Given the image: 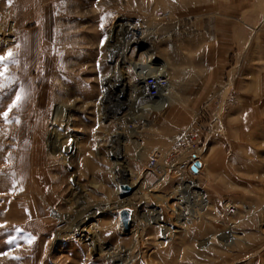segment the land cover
<instances>
[{"label":"rangeland","instance_id":"obj_1","mask_svg":"<svg viewBox=\"0 0 264 264\" xmlns=\"http://www.w3.org/2000/svg\"><path fill=\"white\" fill-rule=\"evenodd\" d=\"M219 1L212 16L210 0L199 12L191 0H0V56L14 54L0 62V264H264V17L246 24ZM149 57L164 66L163 106L129 89L112 115L107 82L120 68L133 86V62ZM187 134L199 162L223 156L227 169L195 177L208 202L183 227L168 209L175 182L145 168ZM124 171L139 191L119 199ZM223 201L237 211L217 219Z\"/></svg>","mask_w":264,"mask_h":264},{"label":"built area","instance_id":"obj_2","mask_svg":"<svg viewBox=\"0 0 264 264\" xmlns=\"http://www.w3.org/2000/svg\"><path fill=\"white\" fill-rule=\"evenodd\" d=\"M138 75V73L135 75L136 82L132 83L133 86H138L135 92L137 94V101L144 100L148 102L147 107L152 109L151 107L155 100L158 99L161 94L166 93L168 81L163 75L151 73L149 76H143L144 79L141 83L140 80H138L140 78ZM197 146L196 139L192 134L180 136L172 143L167 152L158 153L153 151L150 154L145 168L146 174L159 181L169 178L171 181L173 180L175 182L173 191H171L168 196L173 199L170 204L173 207H168V209L183 227L190 226L193 219L202 211L201 204L203 200L208 202L206 193L197 185L195 180L196 174L200 168H198L196 172L193 171L195 164L200 161L199 155L197 154ZM120 183L123 182L120 181L118 184ZM190 189H193L191 193L193 199L190 196L188 198V195L186 196L185 194L189 192ZM135 191L138 192L139 190H134L132 187V193ZM137 192L135 194H139ZM152 207L155 208L156 206L154 205ZM236 211L234 204L229 201H223L220 208L213 210V215L217 219L231 218L236 214ZM161 219L160 216L159 221H161Z\"/></svg>","mask_w":264,"mask_h":264},{"label":"bare ground","instance_id":"obj_3","mask_svg":"<svg viewBox=\"0 0 264 264\" xmlns=\"http://www.w3.org/2000/svg\"><path fill=\"white\" fill-rule=\"evenodd\" d=\"M116 28L118 29V31L116 30L118 33L119 32H124L125 29H129V31H134L133 28H129V26L124 25V24H121V25L120 24H117L116 25ZM125 39L129 42L128 46H131L133 48H135L137 45L139 46L142 43V39L137 38L133 33L127 34L126 37H125ZM149 58H147V59H149ZM119 65H121V63H119ZM132 68H133V70H135L136 72H138V74H139L138 76L140 77L138 80H140V82L142 83L144 77L149 76V74H151V73H155V74H158V75H163V68H164V66L163 65H159L158 63H155L153 61V59L150 58V60H147V62L144 63V64H141V63H138V62L137 63H134L133 62ZM116 71L117 72L115 73L113 79L110 80L109 82H107V84H106V86H107L106 87V90H108L107 91L108 92L107 93V95H108V98H107L108 100L107 101L109 103V109L111 110V111L110 110L109 111L114 116H115L116 113H119L121 110H123L126 106L132 105V104H130L131 99L129 100V98H125L128 95L127 92H129V89H130V91L132 93V96L134 97V102L135 103L137 102V94L135 92H136V90L138 88V86H136V85L135 86H132V85L130 86L129 85V83L126 81L127 79L125 78V76H123V73H122V71H121L120 68H118ZM167 89H168V86H167ZM165 94L166 93L161 94V96L158 99H160L161 97H163ZM158 99H156L155 102ZM163 104H164V100L160 99V101H159V103H158L157 106L158 107H162ZM200 168H201V164H200ZM128 176L129 175L127 174V171L122 172V177H123L124 181L127 180V177ZM124 183H127V182L125 181ZM131 186H133V185L131 184ZM190 188H192V187H190ZM131 189H132V187H131ZM192 190L190 189L189 192H187L185 194H186V196L188 195L187 196L188 198L190 196L193 199V197L191 196V193L193 192ZM205 207H206V202H205V200H203V203L201 204V209L203 210V208H205ZM153 212L155 214V217L157 216V219H158L159 213H157L155 211H153ZM159 220H160V218H159ZM131 223H132V220H131ZM131 226H132V224H131ZM84 231L85 230L82 229L81 232H84ZM97 250L99 251V249H97ZM116 264H121V263L119 262V263H116Z\"/></svg>","mask_w":264,"mask_h":264},{"label":"crops","instance_id":"obj_4","mask_svg":"<svg viewBox=\"0 0 264 264\" xmlns=\"http://www.w3.org/2000/svg\"><path fill=\"white\" fill-rule=\"evenodd\" d=\"M191 1L193 2L197 12H199L198 10H203L205 7L209 8L208 7L209 0H191ZM227 1H228L229 9H234L237 11L236 13L238 14V16H244L247 18L246 24L251 25L253 17L254 18L264 17V0H227ZM210 2H211V9H212L211 15L219 16L220 15V1L210 0ZM131 147L133 149L130 150L127 154V159L129 160V162H132L136 158V147H135L134 142L131 143ZM148 151H150V149ZM217 157H218V161L221 163L218 162L217 164H215L214 162L211 163L210 161H208L207 163L203 165V163L200 162L201 168L197 172L196 177L203 178L204 176H206L208 178V181H210L209 178H213V177L219 178L218 176L220 175L219 170L220 172L222 171L223 173L224 172L223 169L226 170L227 167H225V165L223 164V156H217ZM163 181H165L164 183L167 185L170 183L171 179L166 178L162 180V182ZM117 185L118 183L115 184L114 186L115 193L117 191Z\"/></svg>","mask_w":264,"mask_h":264},{"label":"water","instance_id":"obj_5","mask_svg":"<svg viewBox=\"0 0 264 264\" xmlns=\"http://www.w3.org/2000/svg\"><path fill=\"white\" fill-rule=\"evenodd\" d=\"M200 168V163H196L193 171L196 172ZM132 192L131 187L126 183H120L117 186V193L121 199L127 198ZM119 224L124 233H128L131 228L132 212L129 208L124 207L118 213Z\"/></svg>","mask_w":264,"mask_h":264},{"label":"snow or ice","instance_id":"obj_6","mask_svg":"<svg viewBox=\"0 0 264 264\" xmlns=\"http://www.w3.org/2000/svg\"><path fill=\"white\" fill-rule=\"evenodd\" d=\"M13 55H14V54H13L11 51H9V52L7 53V57H5V56H0V62L4 61L6 58H12ZM13 62H14V61H13ZM0 75H3V73H0ZM21 99H22L21 96H19V95L16 96V101H20ZM7 115H8V113L5 112V113H4V116L7 117Z\"/></svg>","mask_w":264,"mask_h":264}]
</instances>
